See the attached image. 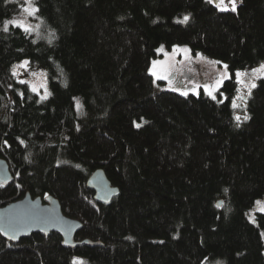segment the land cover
Here are the masks:
<instances>
[{
	"label": "trees",
	"instance_id": "16d2710c",
	"mask_svg": "<svg viewBox=\"0 0 264 264\" xmlns=\"http://www.w3.org/2000/svg\"><path fill=\"white\" fill-rule=\"evenodd\" d=\"M36 1L38 37L3 31L25 0H0V156L14 175L0 207L53 194L82 221L76 238L101 243L0 235V264H264V211L247 216L264 197V78L236 127L230 100L159 89L149 72L160 44H189L232 71L264 61V0L236 12L207 0ZM25 57L48 71L46 100L12 73ZM236 89L233 76L221 90ZM99 167L119 187L106 203L87 186Z\"/></svg>",
	"mask_w": 264,
	"mask_h": 264
},
{
	"label": "rangeland",
	"instance_id": "374dc122",
	"mask_svg": "<svg viewBox=\"0 0 264 264\" xmlns=\"http://www.w3.org/2000/svg\"><path fill=\"white\" fill-rule=\"evenodd\" d=\"M240 2L241 0H238L237 5ZM34 4L35 6H38L36 0H34ZM225 4L227 7L229 8L231 7L230 4L227 3V0H225ZM25 6H27L26 2L23 5V7ZM186 15L187 14H185L184 16ZM37 16H39L40 19L27 16V14L23 12V8H22L21 12L18 15L12 17L10 20H20L23 21L25 24L31 25L35 28L37 24L40 26L43 20L39 13H37ZM37 31L38 28L32 33H34L35 36H37L36 35ZM174 46H179L180 49L186 46L188 49H190V53H188L190 58L185 59V53L183 51L177 50L176 52H174L173 51ZM156 50H157V54L152 57L149 69L152 66V62L157 61L159 62L158 69L160 68V66H165L166 70L169 73L168 80H155L154 77L155 85L159 89L173 90L174 88H177L179 89L178 92L180 93L181 91H185V90H187L188 93H194L193 90H195L198 93L201 91L205 92L203 86L212 85L219 76L224 74L225 70L223 66L228 65L223 60H220L211 55L203 53L200 50L192 49V47L186 43H174L170 47L164 44H160ZM24 60L30 61L29 65L27 66V68H17V74L15 75V77L18 80H23L28 82L31 89L33 85L36 86L37 93L39 94V96L43 95L45 91V88L41 87V85H46L47 91L50 92L48 71L44 66L34 62L29 57H25L19 61L14 62L12 68L14 65L21 64ZM261 63H264V61H260L253 65L240 66L235 68L233 71L228 66L227 72L229 74H232V76L234 77H235L234 74L237 71L248 73V75L242 77L244 82L247 83L251 79V70L257 68ZM32 73H37V75H32ZM41 74H46V75H41ZM258 80L259 78L255 79L253 82L257 84ZM238 88L240 89L239 92H237ZM237 89L235 93L232 95V97H236L237 95L247 94V89L243 88L241 85L237 84ZM224 95L227 96L226 92H224ZM76 99H78L81 103V98L79 96H77ZM248 99L249 97L247 98L246 112L249 115ZM234 113L239 114L241 115V117H243V115L245 114V110L244 108L234 109ZM257 201H260V204H257L256 203ZM261 209H264V197L256 198L252 206L249 208L247 212V216L250 219V221L253 222L254 220L256 222V213L261 211ZM263 236H264V231H263Z\"/></svg>",
	"mask_w": 264,
	"mask_h": 264
},
{
	"label": "water",
	"instance_id": "95a60500",
	"mask_svg": "<svg viewBox=\"0 0 264 264\" xmlns=\"http://www.w3.org/2000/svg\"><path fill=\"white\" fill-rule=\"evenodd\" d=\"M13 180L8 161L0 156V184L7 185ZM87 186L94 191V198L99 202H109L119 193V187L112 184L101 167L90 174ZM82 226L81 220L64 213L60 200L53 194L33 196L26 192L24 196L0 207V235L12 242L33 232L47 236L56 231L62 236L65 246L101 243L89 238L77 239L76 234Z\"/></svg>",
	"mask_w": 264,
	"mask_h": 264
},
{
	"label": "snow or ice",
	"instance_id": "6c2138e0",
	"mask_svg": "<svg viewBox=\"0 0 264 264\" xmlns=\"http://www.w3.org/2000/svg\"><path fill=\"white\" fill-rule=\"evenodd\" d=\"M25 2H26L27 6L23 7V12L26 13L27 16L34 17L36 19H40V17L37 16V13L40 12V9L38 6H35L34 0H25ZM207 2L209 4H212L215 2V7L219 11L236 12L238 0H227V3L230 4V6H231L230 8L226 6L225 0H207ZM188 20H189V16L186 15L183 17L182 22H187ZM9 24H12V25L22 29L25 33H28V34H31L33 31H35L37 28H39L38 24L34 28L33 26L27 25L23 21H20V20H9V21L4 22L3 31H5V32L8 31V25ZM50 36H52V38H54V34H50ZM51 42L52 41L50 38L49 43H51ZM33 43H35V41H33ZM177 50L183 51L185 53V59L190 58L188 55V53H190V49H188L186 46L183 47L182 49H180L179 46H174L173 51L176 52ZM197 55H200V54H197ZM29 63H30V61L24 60L21 64L14 65L12 68L13 75L17 74V68H27ZM216 63H219V62H216ZM158 64H159V62H157V61L152 62V66L149 69L150 74L153 77H155V80H168L169 79V73L166 70L165 66H160V68L158 69ZM223 67L225 70L224 74L219 76L214 81V83L212 85H204L203 87H204L206 94L212 100L217 101L219 103H224L225 100H230L231 107L233 109L244 108L245 114L243 115V117H241V115L236 114V113L233 114L234 120L236 121L235 126L239 127L240 123L242 121H247L250 119L249 115L246 112L247 98L251 96L252 89L257 87L256 83L253 81L257 78H264V63H261L257 68L251 70V79L247 83L244 82L242 77L245 75H248V73L237 71L234 74L235 79H236V83L238 85H241L243 88L247 89L246 95H237L236 97L225 96L224 92L221 91V89L225 87V80H231L233 78L232 74H229L227 72L228 65H224ZM61 73H62V70H61ZM32 75H37V73H32ZM41 75H46V74H41ZM19 82L21 84L26 83V81H23V80H21ZM41 87L45 88L44 94L40 96V101H43V100H46L51 95V93L47 91L46 85H41ZM65 87H67L66 82H65ZM31 90L33 92H37L36 86L33 85ZM173 90L179 91V89H177V88H174ZM239 91H240V89L238 88L237 92H239ZM193 92H194V94L199 95V93L196 92L195 90H193ZM20 95L23 96V93H20ZM181 95L187 96L188 91L187 90L181 91ZM73 99L75 100V107H76L77 111H80L82 109V105H81L80 101L76 98H73ZM37 102H39V101H37ZM81 114H83V113L81 112ZM136 127L139 128L140 125L136 124ZM20 143L23 144L24 141L21 140ZM4 144H5V146H8L7 141H4ZM76 167L79 168L80 166L76 165ZM225 191H227V189H225ZM256 203L260 204V201H257ZM222 206H223V202H219L216 205L217 208H220ZM261 211H264V209H261ZM253 222H255V221L253 220ZM12 238H14V237H12ZM73 264H82V262H80L77 258H74Z\"/></svg>",
	"mask_w": 264,
	"mask_h": 264
}]
</instances>
